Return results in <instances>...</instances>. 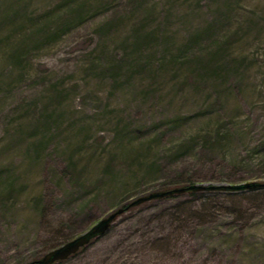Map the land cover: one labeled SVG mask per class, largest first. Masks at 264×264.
I'll use <instances>...</instances> for the list:
<instances>
[{"label":"rangeland","instance_id":"374dc122","mask_svg":"<svg viewBox=\"0 0 264 264\" xmlns=\"http://www.w3.org/2000/svg\"><path fill=\"white\" fill-rule=\"evenodd\" d=\"M187 179L264 183V0H0V264ZM54 264H264V188L146 200Z\"/></svg>","mask_w":264,"mask_h":264},{"label":"water","instance_id":"95a60500","mask_svg":"<svg viewBox=\"0 0 264 264\" xmlns=\"http://www.w3.org/2000/svg\"><path fill=\"white\" fill-rule=\"evenodd\" d=\"M262 185L257 181H245L239 183H192L186 186H175L166 190H156L144 195H140L133 199L127 207L137 205L141 202L152 198L164 197L172 194H179L187 190H243L250 189ZM124 208L119 207L116 210L110 212L105 217L99 219L95 224L89 227L86 231L67 240L61 245L50 249L45 252L41 257L28 262L27 264H52L53 262L62 260L75 253L80 247L88 244L92 239L104 234L114 218L120 214Z\"/></svg>","mask_w":264,"mask_h":264},{"label":"trees","instance_id":"16d2710c","mask_svg":"<svg viewBox=\"0 0 264 264\" xmlns=\"http://www.w3.org/2000/svg\"><path fill=\"white\" fill-rule=\"evenodd\" d=\"M192 183H194V182H192L191 180H188V179L187 180H183V181H175L172 184L167 183V182H163V183H160L159 184L158 190H166V189H169L171 187H175L176 185L177 186H186V185H189V184H192ZM263 188H264V184H262L260 186H257V187H253V188L247 189V190H250V191L255 190L256 191V190H260V189H263ZM188 191L190 192V195H194L195 193H212V194H217V193H221V192H227V190H198V191H196V190H188ZM172 195H174V194H172ZM168 196H170V195H168ZM128 204L129 203H127V204L124 203V204L121 205V207L124 208V210L127 209V208L129 209L130 206L127 207ZM194 205L195 204H194L193 198H185V199L177 200L175 202V204L172 205L174 207L173 208L174 210L168 211L169 212V215H170V220L169 221L170 222H172V221H174V222H182V221L186 220L188 217L189 218H192V217L199 216L200 215V213H199V210L200 209L195 208ZM202 211H204V214L207 213V210L205 208V205H204V208L202 209ZM186 212H189L190 214H186ZM111 225H112V223H111ZM110 226H109V228H110ZM177 228L178 227H176L174 229H177ZM147 242H154V240L152 238L151 241L150 240H147ZM83 247H81V248H83ZM52 264H54V263H52Z\"/></svg>","mask_w":264,"mask_h":264}]
</instances>
